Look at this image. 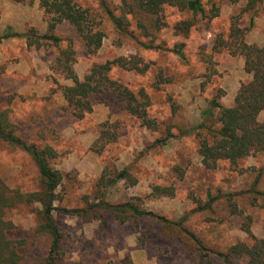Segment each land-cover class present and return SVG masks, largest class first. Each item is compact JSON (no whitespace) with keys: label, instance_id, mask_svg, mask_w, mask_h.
<instances>
[{"label":"rangeland","instance_id":"374dc122","mask_svg":"<svg viewBox=\"0 0 264 264\" xmlns=\"http://www.w3.org/2000/svg\"><path fill=\"white\" fill-rule=\"evenodd\" d=\"M77 1L96 13L102 11V0ZM103 1L114 9L120 5V0ZM217 1L219 15L208 23L199 21L187 37L176 35L173 29L182 17L180 11L166 7L168 26L161 40L166 41L168 49L184 43L183 60L171 50L147 49L132 37H120L107 19H103L106 36L95 54L87 52L67 23L55 29L56 35L74 40V71L80 79L94 64L120 56L137 55L148 64L144 72L114 67L110 75L122 86L136 93L143 90L148 95V115L159 125L157 130L144 126L125 109V102L110 92L97 94L92 99L93 110L82 119L76 118L62 94V87L71 85L72 80L56 68L59 48L29 46L25 38L16 37L0 42V111H10L23 138L39 145L49 143L58 151L52 165L62 172L64 179L56 190V206L83 207L86 197L94 200L97 181L105 167L128 168L136 183L120 180L108 191V202L135 200L144 210L171 220L188 216L185 227L211 250L225 251L239 241L251 242L243 230L249 217L252 233L264 237V200L254 192H264V153L236 164L222 160L215 168H207L194 131L202 122V111L210 99L217 97L223 106H232L241 84L251 79L245 70L244 56L228 49L214 51L217 36L227 35L232 23L249 27L253 17L246 41L264 46V0L245 12L242 10L247 0L235 4ZM49 21L50 16L39 0H0V36L7 29L23 33L31 28L43 35L49 32ZM142 40L151 44L146 38ZM161 40L153 44L159 45ZM173 104L181 106L177 121H183L192 133L179 134L174 130V138L161 146L156 141L167 135L168 123L175 121ZM258 118L264 121V111ZM104 128L116 131V140L98 142ZM100 147L101 152H96ZM0 180L22 192L39 188L38 170L30 156L1 141ZM158 186L170 187L173 195L158 193ZM211 197H216L217 202L202 210L201 205ZM232 204L237 206L236 212ZM7 216L16 225L15 237L25 240L20 247L23 264H45L49 238L37 231L38 219L33 208L21 205ZM54 216L64 234L58 264H120L127 255L134 264H197L195 256L184 254L177 242L161 233L160 223L152 219H143L138 227L112 221L106 230L97 218L58 213ZM142 232L145 242L141 240ZM204 264L226 263L210 257ZM230 264H245V259H234Z\"/></svg>","mask_w":264,"mask_h":264},{"label":"trees","instance_id":"16d2710c","mask_svg":"<svg viewBox=\"0 0 264 264\" xmlns=\"http://www.w3.org/2000/svg\"><path fill=\"white\" fill-rule=\"evenodd\" d=\"M229 1L235 4L240 0ZM260 1L247 0L242 12L256 8ZM39 2L45 13L50 16L49 32L41 35L35 28L23 33L7 29L0 36V42L16 37L25 38L29 46L58 47L56 68L72 80L71 85L62 87V94L76 118L82 119L93 110L92 99L97 94L110 92L116 95L119 101H124L125 109L139 118L144 126L155 130L159 129V125L148 115L147 108L150 104L148 95L143 90L136 93L122 86L110 75L114 67L144 72L148 64H144L137 55L130 58L120 56L105 63L94 64L84 79H80L74 71L76 53L74 40L56 35L55 29L67 23L83 42L87 52L95 54L102 47L106 36L103 19H107L120 37H132L137 40L139 46L147 49L171 50L183 60L185 59L184 43H177L173 48L168 49L164 43L166 41L161 40V34L168 26L165 20L166 7L180 11L182 17L174 23L173 29L176 35L185 37L199 21L208 23L219 15L217 0H120L117 9L102 0L100 5L102 11L97 13L89 7H84L77 0H39ZM253 24V17L247 28L232 23L227 35L219 34L215 39L214 51L228 49L232 54L244 56L245 70L251 75V79L241 84L232 106H223L217 97H213L208 107L202 111V122L194 131L199 141V153L207 168H215L222 160L236 164L243 158L264 153V121L258 118L264 111V46L246 41V35ZM132 26L135 29L131 28ZM142 38L148 39L151 44L144 42ZM160 40L161 44H153ZM62 43H66L64 47L61 46ZM180 110L181 106L172 105L175 121L168 123L167 135L157 140L156 144L166 145L169 139L174 138V130L180 132L179 134L192 133V130L186 129L183 121H177ZM116 138V131L112 133L109 128H104L97 141L109 142ZM0 141L27 153L39 174V188L32 192H22L18 188L11 189L0 180V264H23L24 258L20 253V247L25 244V240L15 237L13 232L16 225L7 216L8 212L21 205L33 208L38 219L37 231L49 238L45 264H58L62 258L64 234L54 216L55 213L85 219L97 218L106 230H109L112 221L121 224L132 223L138 227L143 219H152L160 223L161 233L177 242L184 254L194 255L197 264L208 262L210 257L226 264L238 258L245 259V264H264V237H256L252 233L250 217L244 222L243 230L251 238V242L239 241L230 245L225 251L208 249L194 232L185 227L188 216L182 217L179 221L171 220L153 211L144 210L135 200L116 204L108 202L106 199L108 191L120 180L127 179L132 181V184L136 183L128 168L117 170L109 166L104 168L97 181L94 200L86 197L84 206L79 208L56 206L58 195L56 190L64 179L62 172L52 165V161L59 156L56 148L49 143L39 145L23 138L11 120L8 109L0 111ZM101 149L102 147L98 148L96 152L100 153ZM257 183L256 181L254 187ZM155 190L158 193L163 192L161 194L173 195L170 187L158 186ZM254 192L261 195L264 200V192L257 190ZM216 202V197H211L200 208L210 209ZM232 210L237 211L235 204H232ZM141 234V240L145 242L144 233ZM120 264L134 263L127 255Z\"/></svg>","mask_w":264,"mask_h":264}]
</instances>
